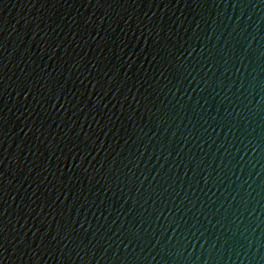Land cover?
<instances>
[{
	"label": "water",
	"instance_id": "water-1",
	"mask_svg": "<svg viewBox=\"0 0 264 264\" xmlns=\"http://www.w3.org/2000/svg\"><path fill=\"white\" fill-rule=\"evenodd\" d=\"M0 264H264V0H0Z\"/></svg>",
	"mask_w": 264,
	"mask_h": 264
}]
</instances>
